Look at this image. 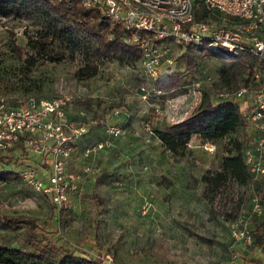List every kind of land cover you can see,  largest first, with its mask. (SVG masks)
<instances>
[{"label":"rangeland","instance_id":"374dc122","mask_svg":"<svg viewBox=\"0 0 264 264\" xmlns=\"http://www.w3.org/2000/svg\"><path fill=\"white\" fill-rule=\"evenodd\" d=\"M33 28L28 18L0 16V97L19 102L60 92L79 94L68 115L82 117L87 129L74 141L66 169L80 177L60 210L18 174L25 164L46 166V156L17 145L0 151V213L34 216L42 228L38 232L48 233L57 244L112 264H220L229 252V221L235 217L228 213L248 210L254 189L236 184L207 198L200 175L216 166L218 145L208 149L207 141L191 137L189 151L175 156L152 128L188 114L203 89L216 97L221 59L205 52L194 71L184 69L186 84L157 93L139 61L105 59L95 75L79 79L73 75L77 59L24 67L31 52L25 32ZM167 66L184 68L180 58L163 61L162 70ZM198 74L211 75L201 88L190 83ZM80 109L86 115L79 116ZM108 123L121 124L124 132L109 136ZM245 130L250 137V125ZM106 138V146L85 155L87 145ZM252 253L261 256L258 250ZM245 255L242 251L239 257Z\"/></svg>","mask_w":264,"mask_h":264},{"label":"built area","instance_id":"2783aa9c","mask_svg":"<svg viewBox=\"0 0 264 264\" xmlns=\"http://www.w3.org/2000/svg\"><path fill=\"white\" fill-rule=\"evenodd\" d=\"M201 1L206 10L202 17H196L193 0H83V4L99 7L130 31L129 39L141 48L139 62L142 70L152 80L158 76L163 61L172 62L175 54L180 53L181 48L174 49L172 44L178 46L192 42L221 56L242 52L255 55L256 69L252 81L232 89L222 88L217 94L240 100L245 106L252 132L244 148V160L249 171L259 179L260 193L264 195V68L260 66V62L264 65V0ZM204 77L211 79L210 74H200L190 83L201 88ZM152 89L162 92L156 86ZM77 96L79 94L60 92L52 96L28 97L18 103L0 97V151L14 146L24 134L26 149L46 156V166L25 164L18 174L58 208L76 189L80 177V173L66 169L73 142L87 129L82 117L75 119L67 115ZM200 97L201 94L198 101ZM78 115H86V112L80 109ZM105 131L109 136H117L124 132V128L121 124L108 123ZM108 139L87 145L85 155L106 146ZM204 145L208 149L214 147L211 142ZM88 169L89 166L84 165L82 171ZM263 216L264 200L254 192L249 209L229 221L231 243L228 255L220 264H253L239 257L240 252L248 249L261 252V256L254 253L261 259L254 264H264V241L255 246L253 231Z\"/></svg>","mask_w":264,"mask_h":264},{"label":"trees","instance_id":"16d2710c","mask_svg":"<svg viewBox=\"0 0 264 264\" xmlns=\"http://www.w3.org/2000/svg\"><path fill=\"white\" fill-rule=\"evenodd\" d=\"M193 3L196 17L204 16L206 10L202 1L193 0ZM0 16L28 18L33 24V32H25L31 52L24 58V67L31 68L35 63L46 60L77 59L73 75L79 79L95 75L105 59L134 64L141 56L140 46L129 39L130 31L122 23L104 14L99 7L84 5L83 0H0ZM172 46L181 48L175 58L182 59L184 68H161L153 86L164 91L186 84L184 69L190 73L194 71L205 52L221 59L216 81L219 86L214 98L209 90L203 89L200 100L186 116L153 127L154 135L163 148L175 156H184L189 151L191 137L218 145L216 166L206 168L200 175L207 198L237 184L250 185L264 200L259 179L249 171L244 160V148L249 137L245 130L249 125L245 106L242 107L240 100L217 94L222 88L232 89L252 81L256 69L255 55L242 52L221 56L192 42ZM260 66L264 68L261 62ZM23 138L24 134H21L15 145L25 148ZM75 148L73 142V151ZM7 172L13 173V170ZM67 202L59 209L66 208ZM228 215L234 217L237 213L229 212ZM39 229L42 230L41 225L34 216L0 213V264H40L41 261L42 264H112L99 255L88 256L74 252L72 247L57 244L48 233L38 232ZM9 231H13L16 239H12ZM253 231L254 245L258 246L264 241V216ZM253 251H245L243 258L246 262L254 264L261 261Z\"/></svg>","mask_w":264,"mask_h":264},{"label":"crops","instance_id":"0c3cea01","mask_svg":"<svg viewBox=\"0 0 264 264\" xmlns=\"http://www.w3.org/2000/svg\"><path fill=\"white\" fill-rule=\"evenodd\" d=\"M67 111H68V113H69V110H67ZM186 115H187V114H186ZM186 115H185V116H186ZM183 117H184V116H182L180 119H182ZM180 119H177V120H180ZM174 121H176V120H174Z\"/></svg>","mask_w":264,"mask_h":264}]
</instances>
